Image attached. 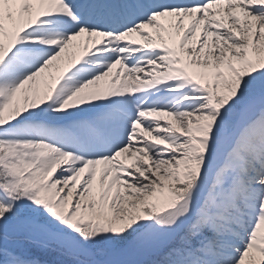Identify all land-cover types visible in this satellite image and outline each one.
<instances>
[{
  "label": "snow or ice",
  "instance_id": "obj_1",
  "mask_svg": "<svg viewBox=\"0 0 264 264\" xmlns=\"http://www.w3.org/2000/svg\"><path fill=\"white\" fill-rule=\"evenodd\" d=\"M0 264H264V0H0Z\"/></svg>",
  "mask_w": 264,
  "mask_h": 264
}]
</instances>
